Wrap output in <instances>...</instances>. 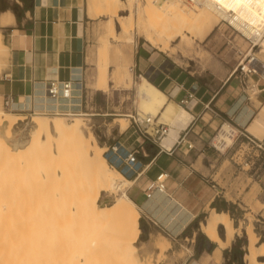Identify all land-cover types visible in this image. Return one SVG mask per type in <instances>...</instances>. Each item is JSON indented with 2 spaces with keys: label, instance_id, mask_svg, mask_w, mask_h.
I'll use <instances>...</instances> for the list:
<instances>
[{
  "label": "rangeland",
  "instance_id": "obj_1",
  "mask_svg": "<svg viewBox=\"0 0 264 264\" xmlns=\"http://www.w3.org/2000/svg\"><path fill=\"white\" fill-rule=\"evenodd\" d=\"M85 1L92 20L87 28V69L84 82L86 90L90 95L92 94V99L83 110H79L88 113V115H82L79 120L84 132L86 134L92 132L98 143L105 148V142L110 143L114 135L119 133V125L123 127L122 130L129 125L128 116L130 114L136 112L145 114L138 106L137 84L141 77L132 69L136 53L141 45L161 50L180 65L184 74H187L186 77L191 76L209 87L219 86L233 73V77L238 76L240 79L241 67L237 72L234 70L250 52V43L246 36L232 29L220 16H214L215 22L211 19L214 23L213 29L206 38L199 39L201 33L199 35L198 33L203 29L196 28L194 30L196 35L192 31L186 32L181 37L169 40L168 48L162 49L145 38L144 30L146 31L149 22L155 19L157 12L169 11V7L161 8L163 0H119L115 5L116 13L114 11L106 13L97 9L99 7L97 3L101 0ZM4 3L14 6L21 1L4 0ZM89 4L92 5V9ZM2 5L0 2V9ZM141 14L143 19L139 18ZM119 17H122L126 27L123 23V25L117 23L116 19ZM109 19L114 22V32L110 30L111 21ZM142 20L144 22H141ZM141 24L147 27L143 25L142 28ZM140 27L145 29L142 30ZM1 29L0 36L3 46V41L7 43L8 31L3 27ZM106 41H108V50L103 51ZM261 44L262 42L254 47L253 53L259 55L263 61L264 52H261L263 49ZM7 58L8 51L3 52L0 47V76L7 65ZM105 66H107L108 77L106 85L99 76L100 69ZM257 79L256 75L250 76L251 83ZM99 86L102 89H98ZM257 89L255 92L248 89L247 93L259 106L258 111L260 112L264 107V103L260 105L262 99L260 95L264 93V84L259 85ZM241 91L243 93L242 86ZM190 97L170 100L185 108ZM0 107H2L1 103ZM3 109L5 112L13 113ZM19 115L22 119L13 124L12 137L3 140L0 146V207L3 210L7 207L12 208L8 210L9 212L4 210L8 218L3 215L2 220L6 217L3 222L7 225L1 227L0 232L3 230L1 234L6 236L5 240L8 242L5 243L4 240L3 242L8 243V247H13L16 243L15 246L21 247V250L29 248L40 253L74 256H76V245H78L81 249H87L90 253L101 256L108 262L116 260L126 263L118 243L119 226L117 222L99 224L78 212L74 205L70 206V210L65 202L60 203L61 196L67 197L68 202L75 201L78 200V195L84 187H95L94 177L81 157L76 160L75 176L69 179H56L53 165L58 164L59 161L49 154L45 135L32 149L19 152L7 150L8 145L23 147L28 143L35 127V116H41L49 121L60 119L66 123L77 121V119H73L74 116L70 115L40 112H32L26 117L23 114ZM257 120V117L252 119L244 127L248 130L247 136L238 131L236 139L234 138L233 143L225 150L214 145V138L220 131L221 124L211 136L204 140L198 151L199 154L204 151L198 163L194 164L198 169V174L207 184L215 189L218 188L217 205L220 207L217 208L220 211H228L234 226L237 227L234 239L228 244L229 246L221 249L220 259L205 261L202 258L203 264H246L244 256L249 251L247 229L249 230L250 227L257 235V244L264 242V137L255 136L249 128V126L254 127ZM165 123L170 129L171 123ZM109 168L110 172L114 170V168ZM46 171H49V176ZM100 193L99 199L105 204L113 203L117 196L114 191H101ZM174 209L170 214L174 213ZM210 211L211 207L206 205L196 220L198 226L193 224L188 235H179L171 240L165 236L166 232L171 234L169 228L164 227V232L153 223L148 224L145 220L141 221L144 218L140 213V227H146L147 231L141 229V237L135 243L139 246V255L144 264H148L147 260L151 261L149 262L151 264H181L190 253L195 255L199 244V233L206 235L200 229L201 222H204ZM182 213L184 217L189 214L187 210ZM3 222L0 221L2 224ZM218 229L220 235L225 238L223 225H220ZM158 233L163 235L158 238L159 242L163 245L168 243L164 252H161L154 244ZM8 237L10 239H7ZM208 239L211 240L209 237ZM214 244L217 247V243L214 242ZM15 246L13 249H16ZM206 251L204 249V252ZM260 258L264 259V257Z\"/></svg>",
  "mask_w": 264,
  "mask_h": 264
},
{
  "label": "crops",
  "instance_id": "obj_2",
  "mask_svg": "<svg viewBox=\"0 0 264 264\" xmlns=\"http://www.w3.org/2000/svg\"><path fill=\"white\" fill-rule=\"evenodd\" d=\"M20 1L18 4L23 7L24 2ZM2 4L1 11H4L7 4ZM91 20L85 0H27V8L20 13V17L17 18L15 14V22L3 27L8 31L7 43L2 40L5 52L8 51V60L0 76L2 107L6 109L7 98H13L7 110L25 117L32 112L50 114L84 109V103L80 105L78 98H50L46 95L45 84L54 78L65 80L84 77L87 69V28ZM132 69L161 88L169 100H180L192 94L185 105V109L193 116L189 125L180 130L178 140L171 148L151 142L146 144L148 156L142 157L146 163L152 158L154 161L147 165L127 191L138 205L143 220L157 225L163 231L164 227L169 228L171 234L166 232L165 236L171 240L179 235H188L190 229L187 233L186 230L206 205L216 209L220 207L217 205L218 188L207 184L194 166L204 155V151L201 154L198 152L204 140L221 124L230 122L244 128L256 117V125L249 128L255 136L264 137V107L259 112V106L252 99L244 97L240 79L238 76L233 77L234 73L219 86L209 87L191 76L186 77L187 74L176 61L151 46L141 45ZM260 97V105H263L264 93ZM114 138L131 144L135 143L136 135L129 129L127 133L115 134ZM113 142L114 139L110 143ZM162 172L168 173L166 191L147 199V185ZM161 194L163 199L158 200ZM173 209L176 214H170ZM183 210L193 215L186 223ZM198 240L195 255L190 253L181 264H203L202 258L205 261L214 259L211 252L216 248L214 242L212 250L208 251L206 242L209 239L198 235ZM201 242L203 247L199 251ZM204 249L208 252H204Z\"/></svg>",
  "mask_w": 264,
  "mask_h": 264
},
{
  "label": "bare ground",
  "instance_id": "obj_3",
  "mask_svg": "<svg viewBox=\"0 0 264 264\" xmlns=\"http://www.w3.org/2000/svg\"><path fill=\"white\" fill-rule=\"evenodd\" d=\"M118 1L119 0H101L100 3H97L99 6L97 9L106 13L113 11L116 13L117 10L115 5L118 4ZM254 1L256 3L255 7L248 10L250 15L254 17L252 18V22L257 20L259 21L261 19L260 13L261 11H264V0ZM239 6H245L244 0H206L198 7L194 8L186 5L183 0H163L161 8L163 9L169 7V11L157 12L155 19L152 20V22H149V26L146 28V31L144 30L145 28L142 29L144 24H141L142 28H140L144 30L145 38L149 42L153 43V45H159L162 49H164L168 48V42H170L169 40L181 37L183 34L185 35L186 32L192 31L193 34H195L194 30H196V28L199 30L200 28L203 29L201 32L197 30L199 33L195 31L198 35L201 33V37L199 39L206 38L213 29L214 23L211 19H213L216 15L218 17L220 16V18L225 15L222 8L237 10ZM90 9H92V5H90ZM94 9L95 8H93V10ZM241 11L242 10H240V12ZM241 13H245V11L243 10ZM139 18L143 19L142 14ZM116 20L120 25L124 24L122 17H119ZM213 20L215 22L216 18ZM110 21V30L112 29L114 32V22L112 19ZM14 22L15 14L12 9L7 8L4 11H0V35L2 27L11 25ZM141 22L144 21L142 20ZM263 39L261 40V46H263L261 52H264ZM0 47L1 50L5 52L1 44V36ZM107 50L108 41L105 42L103 51ZM250 54H254L253 49ZM252 63L253 65L262 67L264 60L262 61L259 55H256L255 53ZM99 76L104 85H106L108 82L107 66L100 69ZM97 88L102 89L101 86ZM137 94L139 96L138 106L145 112V114L159 117L161 121L171 123L169 132L162 141L163 146L171 148L173 143L178 140L180 130L185 129L189 125L193 117L192 114L183 106L169 100L167 94L145 76H142L140 82L137 84ZM61 115L74 116L73 119H77V121H73L71 123H66L60 119L49 121L41 116H35V127L31 133L28 143L23 147H16L11 144L7 146V150L9 152H19L26 149H32L38 145V143L42 140L41 138H44L43 135H45L48 150L50 151L49 154L59 161L58 164L56 163L57 167L55 168V164L53 165L54 170L52 169L56 179H69L75 176L77 170L76 160L81 157L82 161L86 163L94 177L95 187H84V190H82L80 195H78V200L75 201L68 202L67 197L64 198L61 196L60 203L65 202L70 210V206L74 205L78 212L99 224L105 222H117V225L119 226L118 243L120 244L123 259L126 260V263L116 260L108 262L103 257L90 253L87 249H81L78 245H76V256L40 253L29 248H23L24 250H21L22 248L18 246L21 250L19 251L18 247L15 246L16 243L14 244L13 241L10 243L12 245L14 244L16 249H13L14 246L8 247V243L5 244L8 240H5L6 236L1 234L3 233L2 230L0 232V264H144V261L139 255V246L135 243V241L140 238L141 234V227L139 223L140 210L138 205L127 193V186L131 185L133 181L124 178L117 169H114L111 172L108 170L110 169V166L103 154L105 147L98 143L96 136L92 132L86 134L81 126V122L79 120L80 117L82 115H88V113L78 111L76 113L70 112L69 114ZM21 119L22 116L19 114L5 112L4 109L0 107V146H2L3 140L10 139L12 137L13 124ZM122 128L123 127H121V129ZM235 130L236 128H234L230 123L222 125L220 131L214 138V145L221 150H225V148L229 147L233 143L236 135ZM54 153H56V155H54ZM46 172L47 176H49V171ZM95 188L97 189L94 192ZM101 191L116 192L117 196L114 202L111 204L103 203L99 199ZM211 198H209V200ZM157 199L162 200V194ZM10 209L12 208L10 207ZM10 209L8 207L6 208L7 211H10ZM4 210L0 207V221L2 222L6 219V217L8 218L5 214L6 210ZM3 215L6 217L2 220V218H4ZM192 216V213L190 214L189 212V214L183 218L185 223ZM0 224V228L7 225L6 223L5 225L4 222V226L2 223ZM220 225H223L224 227L225 238H223L219 233L218 228ZM8 226L11 225L8 224ZM200 229L213 242L217 243V247L212 252L213 258L217 261L221 257V249L230 244L232 239H234L237 227L234 226L233 219L228 211H220L216 208H211L207 218L204 222H201ZM247 234L249 239V251L244 256L245 263L264 264V259L262 260L260 258L264 257V242L257 244V235L251 227L249 230L247 229ZM2 236H4V239L1 240ZM159 237H163V235L158 233L154 244L161 252H164L168 243L167 245L161 244L158 239ZM7 239L10 238L8 237ZM147 262L148 264H151L149 263L151 261L147 260Z\"/></svg>",
  "mask_w": 264,
  "mask_h": 264
},
{
  "label": "built area",
  "instance_id": "obj_4",
  "mask_svg": "<svg viewBox=\"0 0 264 264\" xmlns=\"http://www.w3.org/2000/svg\"><path fill=\"white\" fill-rule=\"evenodd\" d=\"M183 1L186 5L193 8L204 3L206 0ZM244 2L245 6H239L237 10L222 8V11H224L225 14L222 19L232 29L246 36L250 43V52L240 61L239 66L234 70V72H237L238 68L241 67L240 82L243 93L245 94L244 97L247 100H251L252 97L249 95V93H247V90L250 89V91L255 92L259 85L264 84V63L262 64V67L253 65L252 61L254 59V54H250L251 50L259 45V43H261V40L264 38V11H261V19L259 21L257 20L255 22H252V18L254 17L250 15V12H248V10L254 8L256 3L254 0H244ZM240 10H244L245 13H241L242 11L240 12ZM251 75H256L258 77L257 81H255L254 83L250 82ZM257 90L263 91L262 89ZM45 91L46 95L54 100H69L78 98L80 100V105L84 103L85 106H87L92 99V94L90 95L88 93V90H86L84 77L65 80L56 78L49 79L45 84ZM188 96H192V94L189 93ZM11 102H13V98H7L6 109H9L11 107ZM70 112L76 113L77 111H57L51 112L50 114H69ZM128 117L130 120L129 125L124 130H122L121 126L119 125V132L127 133V131L131 129L132 133L136 135L135 143L127 144L120 138H114L113 143L105 142L106 148L104 151V155L110 167L119 170L124 178L133 181L131 185L127 186V191L142 175L147 165L150 162L154 161V158H152L149 163H146L142 157L148 156L146 144L148 142H151L154 144L162 145L161 142L169 132L167 123L159 121V118L151 116L150 114H141L139 112H136L130 114ZM230 124L234 128H236V134L239 131L247 136L248 130L246 128L239 129V126L237 127L232 123ZM251 140L255 142L254 139L251 138ZM167 177L168 173L162 172L155 179L150 180L145 190L147 199H152L156 193H164L166 191Z\"/></svg>",
  "mask_w": 264,
  "mask_h": 264
},
{
  "label": "trees",
  "instance_id": "obj_5",
  "mask_svg": "<svg viewBox=\"0 0 264 264\" xmlns=\"http://www.w3.org/2000/svg\"><path fill=\"white\" fill-rule=\"evenodd\" d=\"M22 1L24 2V6L23 7H20V5L18 3L16 5H14V6L7 5V8H12L13 9V11L15 12L17 18H19L20 17V13L23 12V10H25L27 8V0H22ZM1 10L2 9H0V11ZM213 206H215V205L213 204ZM217 210H219V208H217ZM196 220L194 222H192V224L190 225V227L186 230V233L189 231V229H191V227L193 226V224H195L196 227L198 226ZM141 221H143V219ZM199 237L200 238H204L205 240L208 239V237L206 235H204L203 233H199Z\"/></svg>",
  "mask_w": 264,
  "mask_h": 264
},
{
  "label": "water",
  "instance_id": "obj_6",
  "mask_svg": "<svg viewBox=\"0 0 264 264\" xmlns=\"http://www.w3.org/2000/svg\"><path fill=\"white\" fill-rule=\"evenodd\" d=\"M3 10H4V8H3ZM141 229L143 231H147L146 227H144V226H141ZM140 237H141V235H140ZM206 244H207L208 251H211L213 248V245H214L213 242L211 240H207ZM202 247H203V242H201L199 245V251H202ZM240 259L242 260V255L240 256Z\"/></svg>",
  "mask_w": 264,
  "mask_h": 264
},
{
  "label": "flooded vegetation",
  "instance_id": "obj_7",
  "mask_svg": "<svg viewBox=\"0 0 264 264\" xmlns=\"http://www.w3.org/2000/svg\"><path fill=\"white\" fill-rule=\"evenodd\" d=\"M0 2H1V4H2V3H4V0H1Z\"/></svg>",
  "mask_w": 264,
  "mask_h": 264
}]
</instances>
